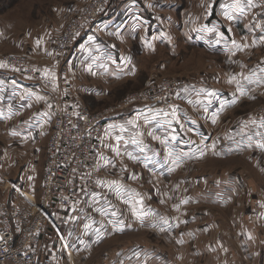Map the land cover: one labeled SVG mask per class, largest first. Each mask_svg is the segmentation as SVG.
<instances>
[{"label": "crops", "instance_id": "obj_1", "mask_svg": "<svg viewBox=\"0 0 264 264\" xmlns=\"http://www.w3.org/2000/svg\"><path fill=\"white\" fill-rule=\"evenodd\" d=\"M215 2L218 4L217 9L216 11L213 10L212 6L209 12L206 13L205 22H201L204 15L202 11L199 12L200 7L197 6L198 9L195 11L198 13H194L189 17L186 16V18L183 16L182 20L179 21H176V17L168 15V20L164 21L167 23L162 20V25L159 22L160 18L155 14L157 13L155 7L162 8L164 6L167 10L175 9V0H151V2L146 0H113L110 8H106L101 12L102 16L95 22L94 27L87 30L79 38L80 41L76 43L75 49L68 55L61 74L65 76L71 65L79 60L81 63L80 69L100 78L107 77L110 80H116L117 76L125 77L131 72L129 61L123 57V53L119 51L113 40L116 38L118 43L125 44L131 38H138L143 48L151 41V46L154 49L155 46L159 48L167 43L169 38L170 40L177 38L172 33L169 34L168 38V33L164 28L178 27L180 21L181 33L187 38L189 45L209 55L223 56L227 59L228 55L238 56L243 54L244 51L242 50L247 47L259 49V46H264V16L259 13L255 3H253V7H246L243 14H240L222 7V5L234 3V0H216ZM242 2L246 3V0H242ZM225 11L232 14V20L227 19L224 14ZM190 18L195 19L196 22L189 21ZM206 28L213 29V31H204ZM217 33L222 34L224 37L220 43H216ZM89 37L93 39L90 40ZM243 37H250V40ZM108 38H111L112 41H108ZM232 41H235L240 47H234ZM42 45L41 42H37L33 45V48L37 49L36 51H42L41 55L48 57L49 54L41 47ZM261 69H264V59L258 65L253 66L252 72L254 73L252 75L250 74L252 72L249 73L250 75L246 74L247 80L252 82L248 85L257 81L259 82L258 85L264 86V71H261ZM46 77L48 79V76ZM49 83L51 84L50 81ZM179 83L181 87L176 101L183 105L197 107L196 109L204 116V120L209 125L213 123V117L218 120L225 110L236 107L245 100V94L238 91L234 93L221 88L215 89L212 86H201L194 82L189 84L180 81ZM242 87L243 89L246 88L245 85ZM82 88H84L82 92L87 93L85 95L88 96L98 93L96 87L85 86ZM201 89L205 91L200 92ZM245 91L247 92V89H244V93ZM47 92L51 98L54 97V94H61L65 98L66 96L70 97L71 101L74 98L73 93L68 92L64 86L61 88L52 86ZM207 92H214L215 95L209 97L206 95ZM77 105L79 107L84 104L79 102ZM74 109H76L75 106ZM134 110L136 112L134 116H129V121L135 120V127H131L129 121L122 122L119 116H115L117 123L107 126V138L101 143L102 153L97 165L100 173V193L87 200L85 189L82 188L78 198L80 201L73 205V209H60L61 213L56 215L59 219L58 223L61 231L68 238V245L71 247L70 255L74 248L79 249H75L76 252H82L84 249L88 250L90 244L96 241L93 236H96L94 234L99 232L98 226L108 224L111 218L112 221L116 222L117 229L115 230L120 229V231H123L121 230L124 227L122 221L126 214L131 217V209L135 206L134 203L132 204L131 199L134 201L137 199V194L129 191L123 185L124 182L121 179L123 167H139L150 178L152 177V180L157 179V181H160L162 178L167 180L173 175L175 176L187 164H192L191 161L198 162L202 158L201 153L205 149L201 146L204 141L199 143V140L204 138L208 141L210 138L206 136V132L203 130L204 127L198 122L191 121L183 110L176 109L175 119L171 115L173 108L167 111L158 106L149 108L135 106ZM165 113H168V115H164ZM154 114L156 116L154 120L150 119L145 122V116L151 117ZM252 121L256 123L253 124ZM52 122L51 108L42 91L38 87L36 88L30 80L20 78L7 69H0V135L5 129V136L13 141H18V144L32 143V145H35L43 141L44 138L46 141ZM141 122H143V125L139 126ZM2 126L3 128H1ZM119 126H123L125 131L121 132ZM257 132L264 133V127H261L256 114L253 117L245 118V121L237 128L236 132L232 131L229 135L216 137L212 143L208 144V147H213V150L218 149L217 155L220 158L235 155V153H245L246 147H249L248 149L251 151L256 146V140L262 139V137L255 135ZM117 136H121L123 139L117 140ZM249 136L253 137L252 141L248 140ZM133 138L137 140L136 144L131 142ZM20 146L23 148L22 145ZM13 152L16 153L17 150ZM234 172L230 175L224 174L223 177L215 181L212 179L213 177L210 178V186L206 183L208 186L207 194L213 196L212 203L219 208V211L229 209L235 203L239 207L241 205V210L244 213L242 212L232 219L230 223L232 236L228 237H226L224 231H218L220 229L218 223L197 220L199 225L197 226L198 232H195L197 234L196 238L199 239L200 243L215 245V250L208 251L201 248L197 250L196 254L198 259L212 255L213 262L216 264H264V179L263 182L256 183L255 179L251 178L249 181L251 183L246 185L238 175L240 172ZM130 173L133 174L132 171ZM131 174L128 176L133 177ZM134 179L131 178L130 180L134 181ZM194 179L196 180L195 188L198 187L199 183L204 184L205 182L202 176ZM174 183L173 190L176 188L181 193L183 192L185 197H191L188 196V180L186 178L183 177L179 183L177 180ZM251 187L252 193L248 191ZM20 193L24 198L33 196L31 195L33 193L28 189H23ZM185 197L184 200L180 199V209L188 206L189 198ZM129 201L131 202L129 203ZM11 202L18 203L16 197L11 198ZM4 203L8 207L11 205V203L9 205L6 202ZM126 203L131 206H125ZM23 205L25 207V201H23ZM124 207L130 210L126 211ZM139 208L142 207L139 206ZM112 213L116 215H112ZM137 213L139 214V211ZM146 213L154 218L155 216L159 218L158 214H160L156 208L151 207L146 210ZM102 217L106 218L105 222L101 221ZM186 219L185 226L190 229L189 226L196 221L191 217ZM158 221L161 229L167 232L177 228V223L174 224L173 221L165 226H163L162 219ZM86 224L90 227L85 228ZM214 231L217 234L222 233L224 237L216 234L217 237L215 236L212 239ZM181 233L184 236L185 233ZM194 236L187 235L182 238L179 237V239L185 242ZM203 237L209 239L203 240ZM233 241L237 242L238 252H234L233 248L230 247V243ZM54 244L58 246L53 232L45 231L42 234L41 245L38 249L40 260L45 259L50 264H58L55 261L56 256L64 251L53 248ZM65 255L68 257L67 253ZM121 256L125 258L123 253ZM150 257L153 256L150 255L148 258ZM145 258L147 259V255L143 253L138 254L136 257L140 262L145 261ZM121 260V257H119L118 261ZM123 260L127 261L126 259Z\"/></svg>", "mask_w": 264, "mask_h": 264}, {"label": "rangeland", "instance_id": "obj_2", "mask_svg": "<svg viewBox=\"0 0 264 264\" xmlns=\"http://www.w3.org/2000/svg\"><path fill=\"white\" fill-rule=\"evenodd\" d=\"M89 1L0 0V65H4L0 69H7L18 77L29 81V77L23 74L21 69L12 68L7 65L6 61V58L23 57L26 59L24 68L46 74L45 76H48L51 82L50 88L52 86L54 88L64 86L68 92L71 91L75 98L72 99L71 104L75 108H78L77 103L81 102L84 105L79 107H88L93 112L113 111L116 112L113 113L114 117L119 116L124 123L129 121V116H134L136 112L134 110L135 106L141 108L155 107L150 104L139 105L135 100L130 103L126 102L128 98L133 97L136 93L145 91L150 85L162 82V80H175L178 83L182 81L189 84L194 82L201 86H212L215 89L221 88L234 93L237 91V82H239V85L246 86L244 89H247V92L245 91L244 93L245 100L242 103L225 110L218 120H215V123L209 125L204 120V116L196 109L197 107L183 105L176 101L181 87L179 83L177 92L171 97V101L175 105L174 108L183 110L191 121L198 122L204 127L203 130L206 132V136L210 138L208 141L204 138L199 140V143L204 141L201 148L205 149L202 158L199 159L200 161H191L192 164H187L175 176L173 175L167 180L162 178L160 181H157V179L152 180V177L150 178L139 167H123L121 178L122 182H124L123 185L129 191L137 194L135 201L131 199L132 204H135L131 209V217L126 214L122 221L124 227L121 230L123 231H120V229L115 230L117 229L116 222L112 221L111 218L108 224L98 226L99 232H96L94 234L96 236H93L96 241L90 244L88 250L84 249L82 252H76V248H74L71 255L68 254L67 257L62 248L54 244L55 247L53 246V248L63 252L58 253L60 255L57 254L55 261L58 264H111V262L112 264H145L146 262V264H216L213 262L212 255L202 258L203 260L198 259L197 250L201 248L208 251H212L211 249L215 250V245L200 243L199 239L196 238L197 234L195 232H198V221L218 223L220 227L218 231H224L226 237H228L232 236V226L230 225L232 219L243 211L241 210V205L239 207L235 203L232 204L231 208L219 211V208L212 203L213 196L207 194L210 178L213 177L212 179L215 181L223 177L224 174L230 175L235 171L240 172L238 175L244 180L246 185L251 183L249 182L251 178L255 179L256 183L263 182L264 152L256 146L251 151L248 149L249 147H246L245 153H235V155L220 158L217 155L218 149L213 150V147H208V144L212 143L218 136L229 135L232 131L236 132L237 128L245 121V118L255 116L258 108L264 104V86L258 85L259 82L257 81L248 85V83L252 82L244 79L246 74L252 72L253 66L258 65L264 59V46H259V49L246 46L247 48L242 50L244 51L243 54L238 56L234 54L228 55L227 59L223 58V56L209 55L189 45L187 38L181 33L182 26L180 21L178 27L164 28L168 33V38L171 33L175 34L174 36L177 38L173 40L169 38V41L162 47L157 48L155 46L157 49L151 46L152 41L148 42L147 46L144 45L143 48L138 38H131L125 44L118 43L116 38L113 40L119 51L123 53V57L129 61L131 72L125 77L117 76L116 80H110L107 77L100 78L80 69L81 63L79 60H74L75 63L71 65L69 71L63 76L61 70L67 61L68 55L75 49V45L80 41L79 38L83 33L92 29L102 14L75 40L76 42L66 56H60L56 53L54 40L61 35L67 26V22L82 12L83 7ZM112 1L109 0L106 8H110ZM146 1L151 2V0ZM175 1V9L167 10L164 6L162 8L155 7V12H157L155 14L160 18L159 22L161 24L162 20L163 22L168 20V15L176 17V21L182 20L183 16L185 18L186 16H192V14L198 13L195 11L198 9L197 6L200 7L199 12L202 11L204 15V19L201 22H205L206 13L209 12L212 6L213 10L216 11L218 5L215 2L216 0ZM252 3L254 2L252 1ZM255 7L259 10L257 3H255ZM150 14L152 16L151 12ZM260 14L263 15L262 13ZM189 21L196 22L195 19L192 20L191 18ZM243 38L250 40V37ZM107 40L112 41L111 38ZM36 41L43 44L41 47L49 54V58L41 55L42 51L39 52L33 48V45L37 43ZM253 73L250 74L252 75ZM233 77H235V80L229 83V80ZM85 86L98 88V93L93 96L85 95L87 93L84 94L82 92L84 89L82 87ZM141 125H143V122L139 124V126ZM4 130L0 135V197L8 205L11 203V198L16 197L18 204L23 206L24 197H22L20 192L23 189H28L33 193H30L33 196L28 198L37 202L41 192L40 181L44 172L47 139L45 141L44 138L43 141L35 145H32V143L18 144V141H13L8 136H5ZM24 144L25 146H23ZM15 150H17L16 153L13 152ZM131 171L133 174L130 173ZM129 174L133 175V177H129ZM199 176H202L205 182L204 184L199 183L198 187L195 188L196 180L194 178ZM183 177L188 180V196L191 197H185L183 192L181 193L176 188L173 190L175 187L174 182L177 180L179 183ZM131 178H135L134 181H131ZM100 190L98 193H100ZM248 191L252 193V187ZM253 193L257 194L258 192ZM184 197L189 198L188 206L180 209V199L184 200ZM125 206L130 207L131 205L126 203ZM139 206L142 208H139ZM150 207L158 210V213H160L158 214L159 218L158 216L154 218L150 214L147 215L146 210ZM124 208L126 211L129 209L127 207ZM138 211L139 214L137 213ZM56 213L58 215L61 211L58 210ZM190 217L196 222L191 224L189 226L190 229H188L185 226V221L187 220L186 218ZM159 219L163 220V226L173 221L174 224L177 223V228L167 232L161 229ZM105 220L106 218L102 217L101 221L105 222ZM215 231L212 239L215 236L217 237V235L223 236L222 233L217 234ZM181 232L185 233L184 236ZM187 235L195 236L185 242L179 239V237L182 238ZM202 239L208 240L209 238L203 237ZM230 247L233 248L234 252H238L237 242H231ZM122 253L125 258H122ZM140 253L147 255V259H144L146 262H140L138 261L139 259H136ZM150 255L153 257L148 258ZM119 257H121V261H118ZM112 259L113 261H111Z\"/></svg>", "mask_w": 264, "mask_h": 264}, {"label": "built area", "instance_id": "obj_3", "mask_svg": "<svg viewBox=\"0 0 264 264\" xmlns=\"http://www.w3.org/2000/svg\"><path fill=\"white\" fill-rule=\"evenodd\" d=\"M252 1L258 4L260 13L264 15V0ZM108 2L90 0L82 12L72 17L54 40L56 53L66 56L75 40L99 18ZM6 61L12 68L21 69L42 91L50 105L53 122L45 145L46 159L37 202L25 197V207L13 202L8 207L0 197V264H50L48 260H40L38 255L42 234L53 232L58 246L65 253H70L56 212L73 209V205L80 201L82 188L87 200L98 194L101 185L97 165L102 153L101 143L107 138V126L117 123L113 114L116 112H93L84 106L74 109L70 97L54 94L51 98L48 95L50 83L46 76L25 69V58H6ZM178 87L179 83L175 80H162L129 97L126 102L135 100L139 105L150 104L171 110L175 106L171 97ZM256 114L260 123L264 121V104Z\"/></svg>", "mask_w": 264, "mask_h": 264}, {"label": "snow or ice", "instance_id": "obj_4", "mask_svg": "<svg viewBox=\"0 0 264 264\" xmlns=\"http://www.w3.org/2000/svg\"><path fill=\"white\" fill-rule=\"evenodd\" d=\"M253 3H252V0H246V3L242 2V0H234V3L232 4H227V5H222L223 8L225 9H229L231 11H234V12H239L240 14H243L244 10L246 7H253ZM225 16L227 17L228 20H232L233 19V16L232 14H230L229 11H225ZM204 31H213V29H204ZM218 39L216 40V43H220L221 40L224 39L223 35L220 34V33H217L216 34ZM89 39H93L92 37H89ZM232 44L234 47L236 48H239L240 46L236 44L235 41H232ZM4 65H0V67H3ZM261 71H264V69H261ZM245 80L248 79V77H244ZM233 80H235V77H233L232 79L229 80V83H232ZM238 84V87H237V91L240 92L241 94H244V89L242 86L239 85V82H237ZM205 90L204 89H201L200 92H204ZM207 96L211 97V96H214L215 93L214 92H207L206 93ZM189 103H191V101H189ZM233 103H235V101H233ZM164 115H168V113H165ZM173 119H175V116H176V109L173 108L172 110V113H171ZM156 118L155 114L152 115L151 117H148V116H145L144 119H145V122H148L150 119L151 120H154ZM129 124L133 125V127H135V120H131L128 122ZM171 122L169 121V124ZM213 123H215V117H213ZM253 124H255L256 122L255 121H252ZM120 127V131L123 132L125 131L124 127L123 126H119ZM261 127H264V121L261 122ZM256 136L258 137H262L261 140H256V147L261 149V150H264V133H261V132H257L255 134ZM175 138V137H173ZM117 140H122L123 138L121 136H117L116 137ZM248 140L249 141H252L253 140V137L252 136H249L248 137ZM133 144H136L137 143V140L135 138L132 139L131 141ZM116 151H118V149H116ZM171 155V153H170ZM201 155H203V153H201ZM115 183V182H113ZM134 214H135V210H134ZM112 215H116L115 213H112ZM90 227V225H85V228H88Z\"/></svg>", "mask_w": 264, "mask_h": 264}]
</instances>
